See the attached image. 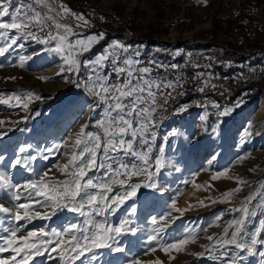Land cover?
Segmentation results:
<instances>
[{
	"label": "snow or ice",
	"instance_id": "1",
	"mask_svg": "<svg viewBox=\"0 0 264 264\" xmlns=\"http://www.w3.org/2000/svg\"><path fill=\"white\" fill-rule=\"evenodd\" d=\"M204 2L207 3V0ZM91 26V21L84 13L73 11L62 0H0V56H5L10 49L18 45L20 40H30L45 45L43 51L53 52L62 57L64 66L60 68V73L78 74L81 66L80 58L91 52L92 48L106 37L103 31L87 36L80 34V29ZM18 46L24 47L23 44ZM176 55H179V52ZM139 56L138 49H134L133 45L113 40L94 60L83 61L92 72L89 77L91 84L86 86L97 100L91 112L94 114L95 109L100 107L102 112L94 121L95 130H88L91 121L89 117L80 125L78 131L73 132L62 144H53L44 150L47 153L42 156L44 160H48L51 156L62 155L65 162L61 163L58 160L51 168L22 184L13 183L6 172L0 170V186L9 190L6 194L15 202L12 207L0 203V214H5L15 224V227L6 229L7 235L0 236V254L11 253L6 257L0 256V264H30L35 257L44 256L49 252L56 253L61 264H74L86 254H93L96 249L107 248L117 253L125 251L118 245V238L137 232V228L133 226L134 221L125 217L118 224H111L106 219L97 221L95 215L104 216L109 212L117 211L126 201L136 197L141 187L159 186L156 177L165 167L164 149L159 148V155L154 158L152 154L158 135V125L163 119L160 113L167 110L176 96L185 95V92L178 91L184 87L181 83L182 75L168 79L157 71L178 69L180 65H166L156 60L142 64ZM30 59V56H20L18 66L24 68ZM109 64L111 71L106 72L105 69ZM3 67L4 65L0 64V68ZM202 75L201 73L200 76ZM7 79L15 80L16 77ZM39 79L47 80L49 77L42 76ZM207 87L216 88L217 85L204 80L196 90L203 93ZM40 99L42 97L34 90L13 91L9 94L0 91V104L22 107L25 112L29 111L31 103ZM241 102L237 101V106ZM208 103L217 109L221 107L215 101L203 103L201 107H207ZM187 108L188 105H181L174 111L179 114ZM231 111L232 108L224 107L219 115L225 116ZM22 119L26 121L29 117L24 116ZM202 119H207V114ZM4 123V120H0V127ZM215 131L214 128L213 132ZM6 134L0 132V136ZM178 134L179 130L173 128L164 135L163 140L167 141L170 136ZM247 134L252 135L251 132ZM188 139L192 148H196L200 142V136L196 133H192ZM61 148L66 151L61 153ZM24 151L23 147L19 149L20 153ZM129 157L132 158L131 162H128ZM4 159V155H0V161ZM215 159L216 156L213 155L212 160ZM36 160L37 155H18L12 161V166L33 172L31 164ZM53 168L59 171L62 178L50 175ZM251 170L255 171V169ZM229 171L226 169L216 172L211 179L218 180L221 177L235 179L237 187L224 191L221 197L212 200V203H231L232 198L242 191V186H247L249 183L238 175L230 176ZM134 177L144 179L133 182ZM180 195L183 193L178 191L177 198ZM177 198L172 200L169 205L170 210L165 215L159 218L151 217L153 234L148 236L149 244L158 240V234L168 226L173 218V212L182 216L194 207L193 205H189L188 208L177 207ZM21 200L26 202L19 203ZM37 205L49 209L51 215L47 211H35ZM198 206L206 205L200 200ZM260 209H264V183L254 188L240 202L238 208H229V211L239 212L241 215L228 221L222 235L207 236V240L213 242L211 248L207 244L202 247L209 255L219 248L222 249L223 256H229L228 246H235L252 255L257 254V245L264 246V220H261L259 227L251 234L247 233L246 226L250 218L256 216ZM65 210L78 213L85 217V220L83 223H71L62 231L49 232L41 227L22 232L32 221L49 220L58 211ZM132 214L134 215V210ZM215 219L218 222L221 216ZM2 222L0 220V223ZM197 239L198 235L189 231L175 242L161 244L159 247L166 254L173 250L187 251L188 246L195 244ZM156 250L155 247L150 248L153 253ZM190 254L203 256L205 252ZM260 254L264 256V253ZM90 258L94 259V255ZM174 258L169 257V259ZM128 264H163V261L159 258L148 261L137 258L130 260ZM226 264H242V258L238 256L230 258Z\"/></svg>",
	"mask_w": 264,
	"mask_h": 264
},
{
	"label": "rangeland",
	"instance_id": "2",
	"mask_svg": "<svg viewBox=\"0 0 264 264\" xmlns=\"http://www.w3.org/2000/svg\"><path fill=\"white\" fill-rule=\"evenodd\" d=\"M133 1L135 3L131 5L130 0H62L73 11L84 13L86 18L91 21V27L79 30L81 35L98 34L101 31L106 33L103 41L96 44L91 52L80 58L81 66L78 74L60 73V68L64 66L62 57L53 52L43 51L46 47L45 45L30 40L25 41V43L20 40L18 45L23 44V48L16 45L5 56H0V64L4 65L3 68H0V91L9 94L13 91L34 90L42 97V99L31 103L27 112L22 107H10L0 104V120L5 121L4 125L0 127V132L7 133L0 136V155L5 157L3 161H0V170L5 171L13 183L22 184L28 179L36 178L38 174L51 168L58 160L61 163L65 162V158L62 155L51 156L48 160H44L42 156L47 155L44 150L53 144H62L63 141L67 140L73 132L78 131L86 116L87 119L91 117L88 130H95L93 124L95 119L99 118L102 107L96 108L94 114L91 112L97 100L91 95L86 86V84H91L89 77L92 72L83 63L85 59L94 60L97 55L107 49L113 40H120L125 44L133 45L134 49H138L140 55L143 54V51L149 53L150 56H153V54L161 55V58L168 59V65L174 64V62L181 63L185 59L179 65L187 70L188 65H190L189 68L192 66L189 61H186L189 57H179L184 54L188 55L189 53L190 55L193 54L190 57L200 58L201 53H206L208 57L212 58V62H218L217 56L210 54L212 52L198 51L199 49L187 50V47L192 41H195L206 45L211 43L209 46L215 48L212 42H216L217 38L220 40H217V43L222 46L226 45V43H233V35H230L227 31H233L237 19L228 24L227 21L230 19H223L222 21L223 14L224 12H232V8H235L239 3L247 5L252 0H207V3L204 0ZM256 1L264 3V0ZM262 12H264V9ZM69 19L71 22V18ZM185 31L192 32L193 38H188L185 35ZM171 33H177L175 41H170L167 38ZM259 37V42H264V35H259ZM155 39L168 40L171 45L167 47L157 44ZM233 45L238 48L235 43ZM216 48L225 52L226 55H233L229 52L230 50H225L224 46H216ZM244 48L247 49V47ZM177 52H179V55H176ZM20 56L31 57L24 68L18 66V58ZM138 58L142 64H145L140 56ZM57 63L60 64L54 66ZM233 63L234 66L240 65L236 61ZM51 66H54L53 69L50 68ZM212 66L220 70L216 65L212 64ZM105 71H111L110 64ZM57 73L60 74L57 75ZM189 74H191V71ZM13 76L16 77L15 80L7 79ZM42 76L49 77V79H39ZM257 90L259 93L258 98L251 102L250 105L248 104L251 100L247 102L248 106L242 103L244 105L242 106L244 107L243 109H240V107H229L233 111L219 122L212 116L211 120L208 117V119H204L201 122L191 123L187 119V111H192L190 106L198 101V98L194 94L188 93L187 97L190 95L193 99L191 101L188 100L190 104H188L186 111L179 113V117L173 120L176 122V127L174 128L179 130V134L170 136L167 141H164L163 137L168 133V116L170 115L160 113L163 119L160 120L158 125V135L152 155L153 158L159 155L158 149L162 147L164 149L165 167L160 170L156 177L159 185L157 188L141 187L139 190L148 189L147 193L152 194V197L148 198L155 199L153 210L154 216L157 218L165 215L170 210L169 205L174 198H177L178 191L182 192L183 195L177 198V207L188 208L189 205L194 207L182 216L173 212V218L168 223V226L158 234V240L151 244L148 243V236L153 234L151 222H144L140 229L136 226L137 219L133 220V226L137 228L135 234H140L139 237L141 236V238L144 235L145 240L143 246H140L138 240H135L137 246H140L141 251L144 250L145 256H147L145 258L143 255L140 260L148 261L159 258L163 261V264H226L228 259L238 256L242 258V264L245 261L247 264H264V256L260 254L264 253V246L259 244L257 245L258 252L255 255L242 251L235 246H228L229 256H223L221 254L222 249L219 248L209 255L202 247V245L207 244L211 248L213 242L208 241L207 236L222 235L223 228L228 221L241 215L239 212L229 211V208H238L240 202L254 188H257L260 183H264V110L261 114L255 113V105L260 100H264V96L260 98L261 95H264V92H260L261 90L259 89L255 91L257 92ZM178 91H183L186 95L185 84ZM237 94L238 96L240 95L239 93ZM36 113H39V115H36ZM181 115L182 117H180ZM24 116H28L29 119L23 120L22 117ZM185 117L187 120L185 119L181 123L179 118ZM16 121H19V123H14ZM214 128L216 129L215 132H213ZM204 129H207V131H204ZM248 132H251L252 135L249 136ZM192 133L200 136V142L196 148L191 147L188 139ZM21 147L25 149L23 153L19 152ZM64 151L66 149H60L61 153ZM18 155H37V160L31 164L33 172H28L22 167L12 166V161ZM213 155L216 156L215 160H212ZM131 160L132 158L129 157L128 162H131ZM241 160L242 162H240ZM176 169H179V171ZM226 169L230 170V176L235 177L238 175L249 183L247 186H242V191L232 198L231 203H212V200H217L224 191L237 187L235 179H227L225 177H221L218 180L211 179L214 173ZM251 169H255V171ZM50 175L62 178L59 171L54 168ZM143 179V177H134L133 182H140ZM185 181H189V183H185ZM197 185H200V187H197ZM173 187L177 190L174 195H168L162 190ZM118 190L122 191V189ZM8 191L0 186V203L12 207L15 202L11 201L6 194ZM6 197H8V201ZM138 199L141 200L140 197ZM200 200L204 201L205 207L198 206V201ZM23 202L26 201H19V203ZM141 203H144V201ZM34 210L47 211L51 215L49 209L41 208L38 205ZM217 216H221L218 222L215 219ZM62 218L64 220H61ZM0 219L3 221L0 223V233L7 235L6 229L15 227V224L5 214H0ZM95 219L97 221L102 219L108 221L106 215H95ZM60 220L63 224H61L62 227L59 226L58 230L62 231L71 223H83L85 217L66 210L58 211L49 220L37 219L32 221L27 225V229L22 230V232L41 227L49 231L60 225ZM261 220H264V209L258 210V214L250 218L246 226L247 233L251 234L254 232L259 227ZM109 223L118 224L117 222ZM189 231L195 232L198 235V239L195 244L188 246L187 251L175 252L173 250L166 254L159 247L161 244L175 242ZM124 238H126V235L118 238V240L121 241ZM152 247L157 249L156 252L150 251ZM96 251L97 249L94 252ZM192 252H205V255L193 256L190 254ZM8 255H11V253L0 254V256L5 257ZM170 256L175 258L169 259ZM213 256H219L220 258L213 259ZM45 258V255L39 256L32 261L36 259L43 261Z\"/></svg>",
	"mask_w": 264,
	"mask_h": 264
},
{
	"label": "crops",
	"instance_id": "3",
	"mask_svg": "<svg viewBox=\"0 0 264 264\" xmlns=\"http://www.w3.org/2000/svg\"><path fill=\"white\" fill-rule=\"evenodd\" d=\"M201 51H205V52H209V53L210 52H212V53L216 52L215 56H217V61H219V57L224 58V59L227 58L226 63L225 62H219L220 65H223L222 69H220V71H222V72H225L227 70L229 71L231 69V67L234 65V63L232 65V64H229L228 62H235V61L237 63H239L240 61H242L243 63L245 62L243 56H240L239 60H237L236 57H239V56L229 55V54L226 55V53L223 52L222 50H220L219 48L206 47V48H203ZM192 55H190V56H192ZM228 60H230V61H228ZM255 90L256 89L253 87V94L256 93ZM237 93L240 94L239 96H244L246 94V89L245 88H242L241 90L239 89L237 91ZM195 96H197V95H195ZM263 96L264 95H261L260 98H262ZM191 99H192V97H191ZM251 99H252V97L250 98V100ZM208 101H215L216 103L220 104L221 107L219 109L214 108V107H212V105L210 103L207 104V107H201V104L207 103ZM237 101H240V100L238 98L235 101L228 99V98L219 99V100H216V99H213V100L199 99V101L194 102V104L190 106V109L192 111H187L188 112V114L186 113L188 116L187 119L191 123L192 122L196 123L199 121L201 122L204 120V119H202V117H204L205 114H207V119L209 117V119L211 120V118L213 116L214 118H216L217 122H219L220 120H224L227 117V115H225V116L219 115V113L223 111L224 107H235V108L240 107V109L244 108V107H242V106H244L242 103H239V105L237 106ZM168 117H169V120H168L169 123H168L167 131L169 132L171 130V128L176 127V122L173 121L176 118H174L173 115L168 116ZM179 119H180V122L182 123L183 120L186 119V117L185 118H179ZM162 190L164 192H166L168 195H174V193L177 192L175 187L164 188ZM147 192H148V189L143 190V191L138 190L136 197L126 201L119 209H117V211L107 213L106 216L108 217V222L119 223V221L121 219L128 217L132 220L137 219L136 226L140 229L142 228L144 222H146V223L151 222V217L154 216L153 202H155V199L154 198H148V197H152V194H149ZM149 192H151V191H149ZM139 197L141 198V200L138 199ZM7 199H8V197H6V200ZM143 201H144V203H141ZM133 210H134V215L132 214ZM61 220H64V219L62 218ZM61 224H63L62 221H61L60 225H58L55 229L49 230V232L60 231V229L58 230V228H59V226H61ZM150 225H152V224L150 223ZM1 229H3V228H1ZM1 235H3V234L0 233V236ZM139 235L140 234H128V235H126V238L121 239V241L118 240V245L125 249L124 252L117 253V252L111 251L110 249H105V248L104 249H97V251L94 252V254H89V256H88V254H86L81 259L75 261L74 264H128V262L130 260L137 259V258L140 259V257H142L143 255L145 256L146 253L144 252V250L141 251V249H140V246H143L144 241H145L144 235L142 236V238H141V236L139 237ZM135 240H138V244H140V246H137V244L135 243ZM93 255H94V259L90 258V256H93ZM45 256H46V258L43 261H41L40 259H36L35 261H31L30 264H61V261L57 257L56 253L49 252V253H46ZM146 257L147 256H145V258Z\"/></svg>",
	"mask_w": 264,
	"mask_h": 264
},
{
	"label": "built area",
	"instance_id": "4",
	"mask_svg": "<svg viewBox=\"0 0 264 264\" xmlns=\"http://www.w3.org/2000/svg\"><path fill=\"white\" fill-rule=\"evenodd\" d=\"M258 7V3L249 8V11L243 15V17H236L235 11L232 12H224L222 19H239L240 20V28L233 29V31H227L233 35V43L238 41V39H242L243 30H257V29H264V15H256V8ZM215 44V48L217 46V41L212 42ZM233 43L223 45L225 50H234ZM239 51V50H234ZM260 52V51H259ZM241 53V51H239ZM211 55H216V52L210 53ZM187 56V54H185ZM179 56V57H185ZM188 57V56H187ZM191 61V74L184 75L182 72V68L174 69L175 70V77L177 75H182L183 82L186 86V95L176 96L175 103L178 106L190 104L187 98L188 93H195L197 94L198 101L199 99L204 100H219L228 98L231 100H237V98L242 101L241 103L245 102L251 94H253V84H254V77L247 78L246 73L241 75H234L231 77L232 84L231 85H223L222 78L216 74H208L206 71L205 64H214L216 65L218 62H227L226 59L219 57L218 62H212V58L208 57L206 53H201L200 59H193V57H189ZM232 64V62H228ZM237 64H243L241 61ZM245 65V64H243ZM203 74L200 76V74ZM254 76H262L264 77V68H255L254 69ZM199 77V78H198ZM204 80H208L211 84L217 85L216 88L207 87L205 92L201 93L197 91V87L201 85ZM237 88H245L246 89V96H237ZM221 93H223L221 95Z\"/></svg>",
	"mask_w": 264,
	"mask_h": 264
},
{
	"label": "bare ground",
	"instance_id": "5",
	"mask_svg": "<svg viewBox=\"0 0 264 264\" xmlns=\"http://www.w3.org/2000/svg\"><path fill=\"white\" fill-rule=\"evenodd\" d=\"M126 1V0H125ZM232 1H235V0H232ZM131 2V5H133L135 3V1L133 0H130ZM258 3V7L256 8V15H264V12L263 11V7H264V3H261V2H257L256 0H252L251 2L247 3V5H244L243 3H239V5H235L236 7L235 8H232L231 11H235V16L236 17H243V15H245L248 11H249V8H251L252 6H254L255 4ZM233 6V5H232ZM228 11V10H227ZM235 19V18H233ZM240 28V20L237 19V22L235 23V26L233 29H239ZM243 35H242V39H238V41H235L234 43L238 46V48H235L234 50H239L241 51V53H239V51H234V50H230L229 52L232 53L233 55H237V56H243L244 57V63L245 65L243 64H240L239 66L238 65H233L231 67V69L228 71H225V72H222L218 69H216L215 67L213 68L211 64H205L206 65V71L208 74H216L220 77H223L222 78V81H223V85H231L232 84V81H231V77H234V75H241V74H244L246 73V77L247 78H251V77H254V84H253V87L255 89H259L261 90V92L263 91L264 92V77L262 76H254V69L255 68H264V42L263 41H260L259 42V35H264V29H257V30H253L252 29H249V30H243ZM185 35L188 37V38H193L192 36V32H187L185 31ZM177 36V33H171L167 36V38L170 40V41H175V38ZM167 41V44H160L159 42L155 41L157 44H160V45H163V46H167L169 47L171 45V42H169L168 40ZM252 41H254V43H252ZM23 42L25 43V40H23ZM27 42V41H26ZM233 43V44H234ZM199 45V46H195V45ZM214 44V43H212ZM252 44V45H251ZM209 45H211V43L209 44H199V43H196L195 41H192V43H190V45L187 47V50L190 49H199L198 51L202 50L203 48H206V47H210ZM215 45V44H214ZM203 46V47H202ZM217 46L218 47H223L221 44L217 43ZM250 46V47H248ZM244 47H247V49H245ZM233 48H234V45H233ZM260 51V52H259ZM189 54V53H188ZM185 56V54L183 55ZM188 56V55H187ZM185 56V57H187ZM201 58V57H200ZM200 58H193V59H200ZM184 60H182L183 62ZM226 61H227V58H226ZM263 62V63H262ZM233 63V62H232ZM60 63H57L55 64L54 66L56 65H59ZM174 64H180L179 62H174ZM191 64V63H190ZM219 64V63H218ZM181 65V64H180ZM220 65V64H219ZM54 66H51L50 68L53 69ZM190 65H188L189 67ZM216 67H217V64H216ZM192 68V67H190ZM189 69V68H188ZM175 72L174 69H167V74L168 75H173ZM182 72L184 75L188 74L187 73V70L185 68H182ZM183 83V82H181ZM184 84V83H183ZM32 85V84H31ZM39 89V88H38ZM238 89H242V88H237V91ZM258 91V90H257ZM254 94H251V97L253 96ZM238 96V94H237ZM246 96V94L244 95ZM189 97V96H188ZM187 97V98H188ZM249 97L245 102H243L244 104H247V102L250 100ZM264 100H260L256 105V111L255 113L256 114H261L263 112L264 109H262V107H264V103H263ZM250 103V102H249ZM188 105V104H187ZM182 117V115L180 116ZM68 119V118H67ZM85 119V118H84ZM87 120V116H86V119L83 120V123ZM165 125V124H164ZM159 128V127H158ZM62 129V128H61ZM164 130V129H163ZM59 131H60V128H59ZM164 132V131H163ZM195 196V195H194ZM244 264H247V262L245 261Z\"/></svg>",
	"mask_w": 264,
	"mask_h": 264
},
{
	"label": "trees",
	"instance_id": "6",
	"mask_svg": "<svg viewBox=\"0 0 264 264\" xmlns=\"http://www.w3.org/2000/svg\"><path fill=\"white\" fill-rule=\"evenodd\" d=\"M222 21H223V19H222ZM235 21V19H230V20H228L227 22H228V24H231L232 22H234ZM223 23V22H222ZM222 25V24H221ZM222 27V26H221ZM223 30V29H222ZM221 30V31H222ZM232 30V29H231ZM230 35H231V33H230ZM232 37V36H231ZM231 39V38H230ZM232 39H233V37H232ZM220 41L218 38L216 39V41ZM226 44H228V43H226ZM234 48H236V46H234ZM140 57L142 58V60H143V62L145 63V64H148V62H150V61H152V60H156L157 62H160V63H164V64H166V65H168V63H169V61H168V59H165V58H161V55H159V54H153V56H150V54L149 53H145L144 51H143V54L142 55H140ZM188 57H190V55L188 54ZM187 57V58H188ZM195 58V57H194ZM197 58H199V57H197ZM237 58V60H239V58L240 57H236ZM185 60V59H184ZM186 61H189L190 63H191V61L188 59V60H186ZM229 61V60H228ZM182 63V62H181ZM180 63V64H181ZM179 65V64H178ZM212 65V64H211ZM213 67V66H212ZM222 67H223V65H219V64H217V68H219V69H222ZM187 68H189V67H187ZM187 70V69H186ZM192 70V68H189L188 70H187V73L189 74L190 73V71ZM158 71V73L160 74V75H163V76H166L168 79H173V77H175V72H174V74L173 75H168L167 74V69H158L157 70ZM239 90V89H238ZM194 95H197V94H195V93H193ZM258 95H259V93L258 92H256L253 96H252V99H251V101H250V103L248 104V105H250L251 104V102H253L256 98H258ZM193 99V98H192ZM191 99V97H190V95H189V97H188V100H192ZM247 104H246V106H248ZM175 108H177V104L175 103V100L174 101H171L170 102V104H169V106H168V108H167V110H165V111H163V112H161V113H165V114H168V115H173L174 116V118H178V114H176L175 113V111H174V109ZM186 111V110H185Z\"/></svg>",
	"mask_w": 264,
	"mask_h": 264
},
{
	"label": "water",
	"instance_id": "7",
	"mask_svg": "<svg viewBox=\"0 0 264 264\" xmlns=\"http://www.w3.org/2000/svg\"><path fill=\"white\" fill-rule=\"evenodd\" d=\"M157 42H159L160 44H167V41L165 39H155ZM168 45V44H167ZM195 46H199L198 44Z\"/></svg>",
	"mask_w": 264,
	"mask_h": 264
}]
</instances>
